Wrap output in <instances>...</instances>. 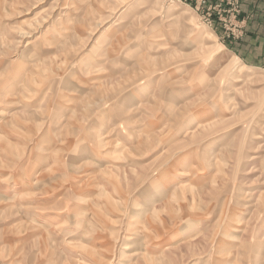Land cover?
I'll return each mask as SVG.
<instances>
[{
  "label": "rangeland",
  "instance_id": "1",
  "mask_svg": "<svg viewBox=\"0 0 264 264\" xmlns=\"http://www.w3.org/2000/svg\"><path fill=\"white\" fill-rule=\"evenodd\" d=\"M220 1L0 0V264H264V63Z\"/></svg>",
  "mask_w": 264,
  "mask_h": 264
},
{
  "label": "crops",
  "instance_id": "2",
  "mask_svg": "<svg viewBox=\"0 0 264 264\" xmlns=\"http://www.w3.org/2000/svg\"><path fill=\"white\" fill-rule=\"evenodd\" d=\"M241 10V18L248 20L247 36L239 47L242 57L248 55L252 61L264 63V0H241Z\"/></svg>",
  "mask_w": 264,
  "mask_h": 264
},
{
  "label": "built area",
  "instance_id": "3",
  "mask_svg": "<svg viewBox=\"0 0 264 264\" xmlns=\"http://www.w3.org/2000/svg\"><path fill=\"white\" fill-rule=\"evenodd\" d=\"M237 0H221L216 6H212V4L208 5L209 11H218L219 13L227 14V18L229 16V19H233L234 15L238 13V10L234 8V3H236ZM208 4L206 0H201L200 5H206ZM227 18H225V21H227ZM234 22V20H232ZM233 24V23H230Z\"/></svg>",
  "mask_w": 264,
  "mask_h": 264
},
{
  "label": "bare ground",
  "instance_id": "4",
  "mask_svg": "<svg viewBox=\"0 0 264 264\" xmlns=\"http://www.w3.org/2000/svg\"><path fill=\"white\" fill-rule=\"evenodd\" d=\"M185 14H186V11H185ZM202 36L204 37V38H207V39H209V38H213V39H215L216 37H215V35H213V34H207V32H203L202 33ZM239 72H241V71H239ZM239 74H241V73H239ZM3 118H5V117H7L8 115H7V113H2V115H1ZM132 130V129H131ZM134 133V131L133 132H131V134H133ZM130 134V133H129ZM22 187V185H21V181H16L15 183H12L9 187H8V192H16V191H18L20 188ZM187 233H188V229H184L183 231H181L180 233H178V234H175L174 236H171L169 239H168V242H167V245H171V244H173V243H175V242H177V241H179V240H182V239H184L185 238V236L187 235Z\"/></svg>",
  "mask_w": 264,
  "mask_h": 264
}]
</instances>
